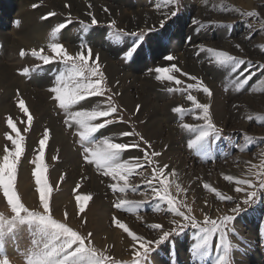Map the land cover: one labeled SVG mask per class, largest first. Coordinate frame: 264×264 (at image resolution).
Wrapping results in <instances>:
<instances>
[{"label":"rangeland","instance_id":"rangeland-1","mask_svg":"<svg viewBox=\"0 0 264 264\" xmlns=\"http://www.w3.org/2000/svg\"><path fill=\"white\" fill-rule=\"evenodd\" d=\"M25 1L30 2L32 0ZM119 1L108 0V3L121 8L126 14H130V17H133L132 13L135 10L139 11L143 10V8L154 9L156 8L155 5L161 2V0H124L126 2L124 4L123 1ZM24 4L26 5L25 9L31 12H39L44 7L49 12L55 13L54 16L48 17L46 20L42 19L49 12L46 13L41 17L43 22L60 18L59 22H53L54 24L48 27L49 33L42 39L44 42H41L43 45L31 48L19 46L15 51H10V55L17 59V67L13 73L15 76L22 78L23 84L12 88L11 93L4 95V99L11 103L12 109L14 107L13 111L15 113L11 109L0 114V148L11 147V142L6 140L5 136L6 134L15 136V133L7 127L6 123L8 118H12L17 130L20 131L21 136L24 138L23 146L25 148V152L21 156V162L17 167L14 190H17L18 196L27 208L33 211H42L39 205V193L35 191V178L31 175V171L34 169L31 161L35 158V149L38 147V141L42 138L45 128L49 129L50 132L49 141L45 146V167L47 169L45 179L48 180L51 189L49 202L50 208L53 209V218L60 222H65V213H67L70 217L66 221L69 226L85 236L89 232L93 233L91 238L93 246L98 253L106 252L107 255L117 261L130 260V240L122 229L116 228L112 223L113 217L123 221L138 234L153 240L158 238V236L156 232L147 228L148 224L161 223L165 230L171 227L169 220L174 217L167 212L166 205L163 202L154 198L151 187L145 183L146 180L152 178L153 170L156 167L167 166L165 168L166 172H174L176 174L177 182L187 191L182 194L177 193L173 185L170 193L176 196L178 200L184 199L187 204L191 205L198 219H203L201 209L215 217L217 215L216 208H220L227 213L228 209L234 206L232 203L219 201L214 193L203 189L204 183H208L225 195H233L239 202L243 194L235 193V184H230L223 177L232 175L237 179L250 178L249 169L251 165L256 164L258 167L254 171H258L259 166L264 162V72L257 67V65L264 64V0H180L179 16L168 19L165 26L166 31L159 27L160 20L164 18L163 12L159 18L146 21L142 25L121 26V20H115L119 29H124L128 32L144 30L146 38L148 36L153 37V39L144 43L140 54L135 59L136 61L142 58L146 62V65L142 66V70L139 71L140 75H150L152 73L155 77L157 74L155 73L156 67H170L172 64H176L181 71L172 73V75L183 82L180 85H176L174 81H158L163 87L156 88V91L162 94V98L158 101V107L153 109L152 103L156 100V94L151 91L145 92L142 89L144 88L141 85L143 76H140L135 81L133 78H126L125 84H127V87H121L122 82L119 83L121 79L119 80L117 76H111L105 70L100 57L101 70L105 74V80L102 85L105 90L104 95L87 98L91 103L81 102L73 106L72 110H91L92 108L106 110L108 97L111 96L117 111L109 117L99 118L96 122L103 123L105 119H110L113 123L94 134V136L97 139H103L108 136L114 142L139 143V149L129 148L122 153L121 162L126 160L134 161L135 159H140L143 162L145 151L148 153L152 151L160 153L158 157L153 158L154 162L151 165L145 164L133 172L129 177V183L131 186H135L137 191L132 192L131 187H129L125 193L113 192L109 185L116 183V180H113L112 177L103 176L102 170L98 171L94 165L85 163L83 160V147L79 143L77 134L78 128L76 126L69 128L65 124L66 113L57 107L51 97L46 98L50 105L48 112L57 119L59 130L62 131L64 139H67L68 144L77 154L79 160L77 173L74 177L70 175L73 172V164H70L71 162L66 160V156L61 154L59 146L61 144L55 142L53 137V126L48 123L47 118L42 119L44 115L42 111L36 110L30 104L32 102L29 99V91L28 93L23 92L21 88L30 84L32 79H34L33 77L37 76V73H40V75L47 74L46 78L49 79V88L54 85L55 77L60 72L66 71V66L60 63L59 60H54L51 64L44 65L42 61L31 56V50L43 49L44 54L52 56L53 54L48 48V44L57 42L64 45L65 39L62 37L66 31L70 30L69 33L71 35H78V30L74 28L75 26H78L83 34L78 36L81 38L77 45L78 48L74 50L66 48L72 55L80 50L79 45L81 43H86L84 36H87L90 31H100L104 34V39L111 41L110 43L113 46L119 43L123 45V48L126 45L131 46L135 38L121 36L118 42H114V37L111 35L113 29L108 27L109 21L98 20L99 24L97 26L89 27L85 30L80 21H84L87 25L90 24V19L87 21L72 14H64L49 7L45 0H36L33 4L27 5V3H23L21 5L23 6ZM33 5H36V7H33ZM99 7L103 11L107 8L108 11L104 12L107 14L108 19L112 17L107 5L100 4ZM168 8L175 10L172 6H167L164 8L165 11ZM16 11L9 12L4 7H0V16L6 18L7 23L4 30L10 34L11 39L17 37V34L13 33L14 29H12L17 24ZM248 13H257L258 15L249 16L247 15ZM193 19L199 20L200 24L194 26L192 24ZM69 20L71 23H68L61 33H58L56 37L51 36V31L56 25ZM154 25L155 27L153 28ZM177 26L179 31H176ZM149 28L153 29L151 33L148 32ZM197 28H199V32L196 31ZM161 31L164 32L163 37L159 35ZM175 32L176 34L174 35ZM188 37L192 38L191 43L188 42ZM3 41L5 42L4 39H0V59H6L7 56L6 53H1ZM8 44L6 48L4 46V49L7 50ZM14 44L15 42L13 41ZM34 44L39 45L36 41ZM199 44L227 51L230 55L244 59L246 62L250 61L251 68L246 71V69H249V64L246 63L241 66L237 73H231L230 69H225L215 65L214 62H210L211 58L207 53H199L197 55L198 48L196 45ZM237 44L241 46L239 49L236 48ZM104 48L107 49L106 47ZM21 49L26 53L24 57L19 54ZM96 52L94 54H99V52ZM110 53L115 52L110 51ZM183 53H188L189 60L194 59L193 61L197 64L198 71L191 70L190 67L185 65L183 60L180 61V58H177L179 54ZM116 54L117 57L114 56L115 54L109 53L108 56L118 64L119 69L124 68V71H126V68H129L134 63L124 61L121 58L120 51ZM165 55H173L175 59L170 62L165 61L163 59ZM177 60H179L178 63ZM160 63H165V65L163 66ZM25 67L29 68V73L22 75V70ZM149 70L152 71L150 72ZM182 73H187L188 75H182ZM122 76L120 73V77ZM189 76L197 77L210 89L211 96L196 90H191V94L195 95L199 102L210 105L214 123L218 128L222 129L221 137L210 144V158L204 157L197 153L196 150L187 147L188 140L193 139L196 133L181 130V133L171 136L170 128L166 125L165 115L172 112V109L170 111L167 106L168 101L176 99L179 107L185 109H191L192 107L191 102L186 99L188 92L184 91V89L188 83H196V81L190 80ZM249 76L251 79H248V82L242 88L237 89V81ZM93 79H98V77H93ZM169 88L173 89V91L169 92ZM2 92L4 93L1 88L0 98L3 95ZM126 94L131 97L130 106L128 105L129 110H127V106L124 103L126 100L122 101ZM19 99L25 101L28 115L32 116L31 124L28 123V115L21 112L18 107ZM198 111L196 113H185L183 122L202 123L193 119V115L198 114ZM173 114L175 116L174 123L178 126L181 122V114ZM25 127L29 128L27 133L23 131ZM122 132H135L139 133V135L123 137L120 135ZM185 133L187 136H184ZM141 137H143V140ZM144 141L148 143L146 144ZM241 148L244 150L241 151ZM140 149H144V151ZM2 155L3 153L0 154V157ZM53 156L56 157L55 160L52 159ZM24 167L28 173V194L33 192L38 200L35 206L27 202L26 198L20 193L18 172L21 168L24 171ZM86 170L95 175V184L93 183L92 185L89 181L85 182L87 175L84 173H86ZM251 178L255 179V177ZM167 179L172 180L173 177L169 175ZM122 184L123 182H121ZM153 186L159 187V181H153ZM77 195L90 197L85 202L84 213H79L78 211V204L75 199ZM56 196H62L59 199L58 208H55L53 203V199ZM145 196L149 198L148 202L133 212H128L126 209L118 210L114 207L119 198L142 201ZM206 200L212 206L211 208L205 205ZM242 207L244 206L242 205ZM0 215L6 217L11 215L6 205V200L3 199L2 191H0ZM138 216L140 219H137ZM94 218L97 219L94 221L96 223L93 222ZM234 230L239 237V247L234 248L232 252L233 264H264V199L246 207L244 212L237 215L234 222ZM194 234L195 230L189 228L180 235H173L159 247L153 246L155 250L150 255L148 264H211L213 257L216 255L214 245L208 259L204 261L192 259L191 245L195 242ZM33 238L32 231L28 225L18 226L16 231L6 238L5 251L12 264H25V256L22 254L32 247ZM230 238L234 244L237 243L236 237ZM215 239L216 237L213 238L214 241Z\"/></svg>","mask_w":264,"mask_h":264},{"label":"snow or ice","instance_id":"snow-or-ice-1","mask_svg":"<svg viewBox=\"0 0 264 264\" xmlns=\"http://www.w3.org/2000/svg\"><path fill=\"white\" fill-rule=\"evenodd\" d=\"M162 6H172L175 9L168 8L162 13L164 18L160 20L159 27L166 31L165 26L168 19L179 16L180 0H161L160 3L155 5L157 11H160ZM33 7H36V5H33ZM104 11L107 12L108 9L105 8ZM54 15V12H49L42 19L46 20L48 17ZM247 15L256 16L258 14L248 13ZM88 16L90 17V24L86 25L84 21H80L85 30L99 24L98 19L92 12H88ZM68 23H71V21L56 25L51 31V36L56 37L58 33H61L67 27ZM192 24L194 26L199 25L200 21L193 19ZM108 27L113 29L111 35L114 37V42H118L121 36L135 38L131 46L126 45L119 50L121 58L126 62H135L144 43L153 39L152 36L146 38L144 30L128 32L124 29H119L115 20H111ZM152 30V28H149L148 32L151 33ZM196 31L199 32V28ZM159 35L163 37L164 32L161 31ZM187 39L191 43L192 38L188 37ZM79 47L80 50L72 55L63 44L52 42L48 44V48L53 54L52 56L44 54L43 49H32L30 54L32 57L42 61L44 65H49L54 60H59L60 63L66 66V71L60 72L55 77L54 85L49 88V92L51 99L57 107L66 113L67 119L65 120V124L69 128L73 126L78 128L77 134L79 136V143L83 147V160L85 163L94 165L98 171L102 170L103 176L112 177L113 180H116V183L109 185L113 192L125 193L129 187H131L132 192H136L137 188L130 185L129 177L137 168L143 167L145 164L151 165L154 162L153 158L158 157L160 153L156 151L148 153L145 151L143 162L140 159L121 162L122 153L129 148L139 149V143L114 142L108 136H105L103 139H97L94 136V134L113 123L110 119H105L103 123L96 122L99 118L109 117L117 111L111 96L108 97L106 110H98L97 108H92L91 110H72L73 106L81 102L91 103L87 98L103 96L105 91L102 87L105 74L101 70L99 54H94L93 48L88 43H81ZM196 47L198 48L197 55L199 53H207L211 58L210 62H214L215 65L225 69H230L231 73H237L241 69V66L246 63L249 64V69H246V71L251 68L250 61L246 62L244 59L230 55L227 51L205 47L203 44L196 45ZM240 47L239 44L236 45V48L239 49ZM19 54L21 57L26 55L23 49H21ZM163 59L170 62L175 57L173 55H165ZM257 67L264 72V64L257 65ZM149 71L151 72L152 70ZM180 71L181 69L176 64H172L170 67H156L155 73L157 74L155 79L157 81H174L176 85H180L183 82L172 75V73ZM28 73L29 68H23L21 74L27 75ZM182 75L188 74L182 73ZM241 75L243 74L241 73ZM93 77H98V79H93ZM189 79L196 81V83H188L184 89V91L188 92L186 99L191 102V109L177 106L172 108V112L181 114V122L178 124L180 130L196 133L193 139L188 140L187 147L196 150L197 153L204 157L210 158V144L221 137L222 129L218 128L214 123L212 113L210 112V105L199 102L197 97L191 94V90H196L211 96L210 89L195 76H189ZM248 79H251V77L238 80L236 84L237 89L242 88L248 82ZM168 91L171 92L173 89L169 88ZM18 107L21 112L28 115V108L25 106L23 99L18 100ZM197 110H199L198 114H194L193 119L202 123L183 122V115L185 113H196ZM6 123L7 127L15 133V136L6 134L5 139L11 142V147H5L2 157H0V191H2L3 199L6 200V205L11 213L9 217L0 215V264H12L5 251L6 238L13 234L20 225H28L34 237L31 242L32 247L22 254L25 256V264H148L150 255L155 250L153 246L159 247L173 235H180L189 228L195 230V242L191 245V257L193 260L204 261L208 259L214 245L216 255L213 257L211 264H233L232 252L234 248L239 247V237L234 230V222L237 215L244 212L246 207L264 199V162H262L258 171H254L258 167L256 164L251 165L249 169L250 178L237 179L232 175H225L223 177L230 184H235V193L243 194L239 202H237V198L233 195H225L215 187L204 183L203 189L214 193L219 201H226L232 203L234 206L228 209L227 213L220 208H216L217 215L215 217L201 209V215L203 216L201 220L194 214V209L191 205L187 204L184 199L178 200L176 196L170 193L173 185L177 193L182 194L187 191V189L182 188L181 184L177 182L176 174L174 172H166L165 168L167 166L156 167L153 170L152 178L146 180L145 183L151 187L154 198L163 202L166 205L167 212L174 217L169 220L171 227L165 230L161 223L148 224L147 228L150 231L156 232L158 236V238L153 240L138 234L123 221L113 217L112 223L116 228L122 229L123 233L130 240V260L117 261L107 255L106 252L98 253L97 249L93 246L91 238L93 233L89 232L85 236L69 226L66 222L70 218L67 213H65V222H60L53 218V209L50 208L49 202L51 189L48 180L45 179V172L47 171L45 167V146L50 137V132L47 128L44 129L42 138L38 141V147L35 149V158L31 161V164L34 165L31 175L35 178V191L39 193V205L42 211L30 210L22 203L17 190H14V181L17 178V167L21 162V156L25 152L23 146L24 138L21 136L20 131L17 130L12 118H8ZM28 123H32L31 115H28ZM23 131L27 133L29 128L25 127ZM120 135L127 137L139 135V133L122 132ZM141 139L143 140V137ZM144 143L147 144L148 142L144 141ZM140 150L144 151V149ZM240 150L243 151L244 149L241 148ZM52 159L55 160L56 157L53 156ZM169 175L173 177L172 180L167 179ZM251 177H255V179ZM157 180L159 181V187H154L153 181ZM121 182H123L122 185ZM75 199L78 204L79 213H84L85 202L90 197L87 195H77ZM148 200L147 196L142 201L119 198L114 207L118 210L126 209L128 212H133L147 203ZM205 205L209 208L212 207L208 204L207 200L205 201ZM137 219H140V217L138 216ZM214 237H216L215 241L213 240ZM230 237H236L237 243L234 244Z\"/></svg>","mask_w":264,"mask_h":264},{"label":"bare ground","instance_id":"bare-ground-1","mask_svg":"<svg viewBox=\"0 0 264 264\" xmlns=\"http://www.w3.org/2000/svg\"><path fill=\"white\" fill-rule=\"evenodd\" d=\"M36 0L28 1L26 2L25 0H0V7H4L7 11L12 12L17 10V24L14 26V31L13 33L17 34V37L14 39L10 38V34L7 33L4 28L6 23V18L3 16H0V39H4L5 42L3 41V47L1 49V53H6V59H0V89L2 88L4 93L1 95L2 97L0 98V114L4 111H10L12 109L11 103L7 102V100L4 99V95L6 96L7 94L11 93L12 88H15L18 85H22L23 81L21 77H17L14 75L13 71L17 67V59H14L10 55V51H15L16 48L20 47H39L42 43L44 42V39L49 33L48 27L56 22L60 21V18H56V20H51L49 22H43L41 19L42 16H44L46 13L49 11L42 7L39 12L37 11H28L25 9L26 5L24 4L23 6L21 4L27 3V5L33 4ZM48 4L49 7H52L64 14H72L77 17L84 18L85 20L88 21L90 17L88 16V12H92L93 15L96 16L98 20L101 21H111V20H116L119 19L121 20V26H133L135 25H142L145 24L146 21H149L151 19H157L161 16V13L165 11L164 8L162 7L160 11H157L156 8H143V10H135L133 11V17H130L128 14H126L121 8L112 6L108 3V0H45ZM123 1L124 0H120ZM119 1V2H120ZM126 2H124L125 4ZM100 4L107 5L109 8V11L112 15L110 19H108L107 14L99 7ZM67 5V7H66ZM91 5V7H89ZM137 6V5H136ZM28 7V6H27ZM142 7V6H141ZM139 8V7H138ZM133 10V9H132ZM54 22V23H53ZM10 25V24H9ZM74 27V26H73ZM76 30H78V35L76 34H70V30L66 31L64 33V45L67 49L71 50V48L74 50L75 48H78V42L81 40L80 36L83 34L78 26H75ZM176 31H179V27L177 26ZM176 32L174 33V35ZM84 39L86 43L91 44L93 51L96 52L98 51L100 54V57L102 59V62L105 66V70L111 74V76H117L118 79L120 80L119 83L122 82L120 85L121 87H125L127 84H125V79L126 78H133V80H137L140 76H143V82L141 85L144 87L142 88L145 92L151 91L153 94H156V100L152 103V108L154 109L155 107H158V101L162 98V94L160 92L156 91V88L160 87L162 88V84H160L154 77V75L151 73L150 75H140L139 71L142 70L141 67L146 65V62L142 60V58L137 59L132 65L129 66V68H126V71H124V68L119 69L118 64L114 60H111L110 57L108 56L109 54H115L114 56L117 57V52L123 48L122 44H115L114 46L108 41L104 39V34H102L98 30H94L93 32L90 31V33L87 36H84ZM13 41L15 44L13 45ZM38 42V44H34V42ZM226 42V41H225ZM228 42V41H227ZM8 44L7 50L4 49V46L6 48V45ZM43 45V44H42ZM226 45H228L226 43ZM106 47L107 49H105ZM108 50V51H107ZM110 51H114L115 53H110ZM96 52V53H98ZM185 52V51H184ZM119 55V54H118ZM189 55L188 53H183L179 54L177 58H180V61L183 60L185 65L190 67L191 70L198 71V66L197 64L191 59H188ZM179 60H177L178 63ZM161 65H165V63H160ZM170 64V63H169ZM138 65V66H137ZM20 66V65H19ZM18 66V67H19ZM170 66V65H169ZM123 67V66H122ZM48 72V71H47ZM123 75L122 77H120ZM139 74V75H138ZM216 75V74H215ZM33 77V76H32ZM47 74H41L37 73V76L35 75L30 82V84L26 85L25 87L22 86V91L27 92L29 91V99H30V104H32L36 110L39 109L40 111L43 112V118L48 119V123L53 126L54 129V139L55 142H59L61 145L60 150L61 154H64L66 156V160L71 162L70 164H73V172H71L70 175L74 177V175L78 171V166H79V160L77 157V154L71 149L70 145L67 142V139H64L65 137L62 134V131H60L59 125H57V119L54 118L49 112L48 108H50L49 103L46 101V98H50L51 94L49 92V79L46 78ZM120 77V78H119ZM127 87V86H126ZM125 87V88H126ZM119 88V87H118ZM130 88V87H129ZM123 90V89H122ZM143 91V92H144ZM28 96V95H27ZM33 96V98H31ZM148 98V97H147ZM130 95L126 94L124 96V99L122 101H125V105L127 106V110H129L130 106ZM150 101V100H149ZM181 104V103H180ZM129 105V106H128ZM167 106L169 110L171 111L172 108L177 107V101L176 99L168 101ZM14 109V107H13ZM12 109V112H14ZM152 109V110H153ZM41 112V113H42ZM6 113V112H5ZM15 113V112H14ZM13 113V114H14ZM164 117V116H163ZM166 117V125L169 126L170 130V135L174 136L177 133H181V130L179 127L174 123L175 116L173 112H169L165 115ZM161 119V118H160ZM148 123V122H147ZM48 124V125H49ZM164 127V126H163ZM52 129V130H53ZM184 136H187L185 133ZM3 153V149L0 148V154ZM88 169V168H87ZM19 174V187H20V193L22 196L26 198V201L29 202L32 206H35L38 203V200L36 199V195L31 192L27 191L28 184V173L26 168L24 167V171L21 168L20 171L18 172ZM86 178L85 182L89 181L95 184L94 179L95 175L91 174L88 170H86ZM85 177V176H84ZM84 182V183H85ZM98 188V187H97ZM100 188V187H99ZM37 193V192H36ZM38 195V194H37ZM39 196V195H38ZM62 196H56L54 200V207L58 208L59 207V199ZM71 202V201H70ZM68 209V208H67ZM95 214V213H94ZM98 214V212H96ZM95 214V215H96ZM87 215V213H86ZM97 219L94 218L93 222L96 221ZM96 223V222H94ZM98 223V222H97Z\"/></svg>","mask_w":264,"mask_h":264}]
</instances>
